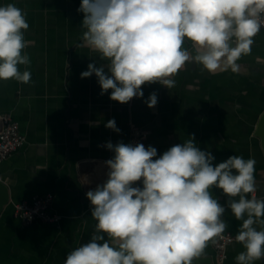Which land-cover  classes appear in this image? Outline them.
Returning <instances> with one entry per match:
<instances>
[{
  "label": "clouds",
  "instance_id": "obj_1",
  "mask_svg": "<svg viewBox=\"0 0 264 264\" xmlns=\"http://www.w3.org/2000/svg\"><path fill=\"white\" fill-rule=\"evenodd\" d=\"M77 11L82 46L107 61L89 63L81 78L94 74L101 95L111 90L110 99L121 104L142 98L145 84L174 87L188 62L213 74L238 72L237 61L251 53L264 27V0H81ZM26 15L15 4L0 6V80L31 83ZM146 103L157 105L155 92ZM105 127L120 131L114 119ZM106 148L114 153L105 161L107 179L86 193L95 231L64 264H193L227 229L222 217L229 209L242 222L235 240L244 251L236 264L264 258V227H256L264 226V197L256 195L254 159L231 155L214 163L194 136L159 156L142 143L107 142ZM212 189L228 198L224 204Z\"/></svg>",
  "mask_w": 264,
  "mask_h": 264
},
{
  "label": "crops",
  "instance_id": "obj_2",
  "mask_svg": "<svg viewBox=\"0 0 264 264\" xmlns=\"http://www.w3.org/2000/svg\"><path fill=\"white\" fill-rule=\"evenodd\" d=\"M9 3L27 13L23 52L31 61V83L0 80V114L10 113L25 137L0 163V179L11 194L0 212V264H64L68 253L87 243L97 222L91 217L86 184L96 185L105 172L86 182L80 164L112 158L107 142L128 144L135 129L147 132L146 148L155 147L158 156L194 136L201 150L214 155V163L231 155L254 159L256 195L264 197V150L255 135L264 112V31L253 38L251 53L237 61L238 72L213 74L188 62L173 77L174 87L145 84L142 98L121 104L110 99L111 90L101 95L94 74L81 78L89 63L107 64L99 53L82 46L83 14L77 11L81 0H0V6ZM184 47L195 55L191 41L186 39ZM153 92L158 103L149 108L146 101ZM111 119L119 132L105 127ZM211 191L222 204L228 199L218 189ZM49 194L50 212L60 216L59 221L28 224L16 215L14 203ZM222 219L230 232L238 233L242 222L230 209ZM212 241L201 256L218 263ZM242 251L239 242L231 244L223 264H236ZM255 264H264V258Z\"/></svg>",
  "mask_w": 264,
  "mask_h": 264
},
{
  "label": "built area",
  "instance_id": "obj_3",
  "mask_svg": "<svg viewBox=\"0 0 264 264\" xmlns=\"http://www.w3.org/2000/svg\"><path fill=\"white\" fill-rule=\"evenodd\" d=\"M261 31H264V27L261 28ZM2 120L3 128L0 131V163L17 151L25 142V137L21 132L19 122L10 113L3 114ZM147 135V132L135 129L132 132L129 143L133 145L142 143L146 147ZM137 183L140 184L139 181ZM52 201L53 196L49 194L36 196L31 200L17 202L14 203L15 213L21 220L28 224L35 221L57 222L60 216L50 212ZM236 235L227 228L224 233L213 238L212 245L218 263H224L226 260L228 247L234 242H237L235 240Z\"/></svg>",
  "mask_w": 264,
  "mask_h": 264
},
{
  "label": "water",
  "instance_id": "obj_4",
  "mask_svg": "<svg viewBox=\"0 0 264 264\" xmlns=\"http://www.w3.org/2000/svg\"><path fill=\"white\" fill-rule=\"evenodd\" d=\"M3 128V120L2 115L0 114V131ZM255 135L261 139L262 148L264 150V112L261 115L259 122L257 124ZM100 170H103L105 173L103 177H101L96 185L95 184H89L87 182L89 177H91L93 174L99 175ZM80 171L82 173V176L86 180L88 184H86L87 190H94L98 184H102L107 179V167L105 165V161L102 160H85L80 164ZM11 201V194L9 187L5 182H3L0 179V212H2L5 207L9 204ZM193 264H223V263H216L212 256H199L195 258Z\"/></svg>",
  "mask_w": 264,
  "mask_h": 264
}]
</instances>
